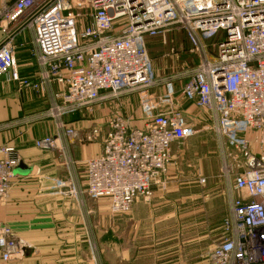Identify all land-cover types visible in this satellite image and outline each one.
<instances>
[{
	"label": "built area",
	"instance_id": "built-area-1",
	"mask_svg": "<svg viewBox=\"0 0 264 264\" xmlns=\"http://www.w3.org/2000/svg\"><path fill=\"white\" fill-rule=\"evenodd\" d=\"M19 25L33 31V80L19 74L13 38ZM0 30L12 34L0 45V77L8 74L48 94L38 117L52 119L57 132L36 146L59 150L71 165L66 141L95 142L101 129L94 124L79 132L66 116L131 95L141 99L145 124L134 126L114 113L102 152L86 161L85 189L71 191L107 199L115 214L153 196V186L168 172L172 145L193 134L180 103L173 105L181 82L182 100L210 116L229 199L224 238L211 252L212 263L264 264V0H14L0 6ZM170 33L186 35L199 63L159 79L146 41L166 42ZM55 84L61 89L55 91ZM4 152L0 204L19 163L13 147ZM27 246L0 222L3 262L21 260Z\"/></svg>",
	"mask_w": 264,
	"mask_h": 264
},
{
	"label": "crops",
	"instance_id": "crops-1",
	"mask_svg": "<svg viewBox=\"0 0 264 264\" xmlns=\"http://www.w3.org/2000/svg\"><path fill=\"white\" fill-rule=\"evenodd\" d=\"M13 1L0 0V6ZM11 36L0 30V45ZM13 38L20 76L36 79L38 65L34 56L32 29L19 25L13 30ZM150 45L151 43L148 44ZM54 89L58 91L61 88L55 84ZM47 97V93L43 94L31 86H23L8 74L0 77V159L6 156V147H13L19 156L8 196L0 204V222L8 224L28 245L21 260L5 263L0 259V264H213L208 257L199 262L198 250L191 248L192 246L188 249L183 247L179 237L180 229L176 232L168 231L173 230V227L161 225L163 219L173 218H110V237L105 245L108 247L103 246V220L95 218V215L102 211L103 203L109 204L108 200H99V203L89 207L85 200H79V194L64 196L62 191L74 189L80 192L85 189L86 161L102 152V134L92 143H82L78 139L66 141L74 160L72 165L59 150L37 147L36 140L57 132L52 119L38 117L48 106ZM132 98L129 96L115 103L97 105L90 122L85 119L83 112L68 115L65 120L79 132L95 124L100 128L106 125L108 133L107 121L111 113L106 112V106L113 108L114 103L128 104L129 107ZM183 104L181 107H184ZM192 108L205 112L195 104H190L187 110L194 112ZM136 109L138 110L137 107ZM136 109L133 111L141 121L137 124V121L132 120V124L142 127L146 118ZM60 144L63 146L64 143ZM20 162L24 169L30 170L29 173L23 170L15 173ZM67 180L71 182L68 186L58 185V182ZM154 194L157 199L158 193ZM146 204L149 208L153 205L152 202ZM87 208H92V211L86 212ZM121 223L123 224L120 225ZM186 251L193 252L187 257ZM169 255L173 258H167Z\"/></svg>",
	"mask_w": 264,
	"mask_h": 264
},
{
	"label": "rangeland",
	"instance_id": "rangeland-1",
	"mask_svg": "<svg viewBox=\"0 0 264 264\" xmlns=\"http://www.w3.org/2000/svg\"><path fill=\"white\" fill-rule=\"evenodd\" d=\"M156 38L147 39L146 43L154 69L153 73L156 74L157 78L167 77L185 65L194 66L199 63V54L191 51L188 39L184 34L170 33L166 37V42H163L161 37ZM149 43H151L150 46H148ZM181 85V82L175 84V103L173 105L180 103L181 106L184 103L181 101ZM130 97L133 98L131 103L128 102L130 103L129 107L128 104H114V102L112 103L113 108L110 105L106 106L105 109H108L106 112L111 113L110 117L114 113L120 112L131 118L133 122L134 120L137 121L138 124V121L141 120H139L140 118L137 119L138 117L133 110L137 107L139 111L137 109L135 111L141 112V99L138 95H131ZM183 106L186 125L194 132L185 139L177 140L172 145L168 172L153 186V191L158 193V198L155 199V194L148 200L139 197L127 212L118 214L109 209V204L103 203L102 211L96 212L95 218H102L103 220L102 242L104 247L110 237L108 223L110 218H173L163 219L161 225L173 227V230L168 231L176 232L180 229L179 237L183 247L186 246L188 249L189 246H192L191 248L198 250L196 252L199 262L207 257L210 259L212 250L224 238L222 225L229 215L230 208L225 193L226 185L221 171V158L216 136L212 130V122L207 113L195 111L194 108H192L194 112H190L187 110L190 104H183ZM93 113L85 112V119L89 122L93 120ZM126 113L129 115L127 116ZM105 126L100 128L102 129L101 140L103 144V138H106L107 134ZM201 177L206 178L205 183L200 182ZM62 191L64 196H74L72 190L66 192L63 189ZM78 198L82 202L85 200L89 207L99 203V200L91 201L85 192ZM153 200L154 202L157 200L156 204ZM151 202L153 205L149 208L146 203ZM85 211L90 213L92 208H87ZM190 252L193 251H186L187 257H189ZM170 257L173 258L172 255L167 256V258ZM191 257L194 258V255Z\"/></svg>",
	"mask_w": 264,
	"mask_h": 264
},
{
	"label": "water",
	"instance_id": "water-1",
	"mask_svg": "<svg viewBox=\"0 0 264 264\" xmlns=\"http://www.w3.org/2000/svg\"><path fill=\"white\" fill-rule=\"evenodd\" d=\"M22 170H23V171H26L25 173H29V172H30L29 169H24V165H23V163L20 162V166H18V168L15 170V173H16L17 171H21V172H22ZM13 173H14V172H13Z\"/></svg>",
	"mask_w": 264,
	"mask_h": 264
}]
</instances>
